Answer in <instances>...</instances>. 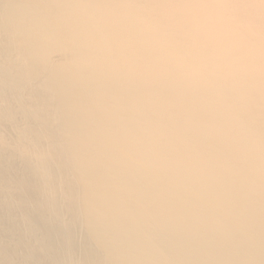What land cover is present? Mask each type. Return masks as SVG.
<instances>
[{"label":"bare ground","instance_id":"bare-ground-1","mask_svg":"<svg viewBox=\"0 0 264 264\" xmlns=\"http://www.w3.org/2000/svg\"><path fill=\"white\" fill-rule=\"evenodd\" d=\"M13 2L0 17V264H124L145 252L160 264H264L239 166L188 149L138 82L111 78L135 65L102 25L84 56L69 55L76 19L65 11L98 24L102 0ZM92 226L107 233L106 254L81 242Z\"/></svg>","mask_w":264,"mask_h":264},{"label":"clouds","instance_id":"clouds-1","mask_svg":"<svg viewBox=\"0 0 264 264\" xmlns=\"http://www.w3.org/2000/svg\"><path fill=\"white\" fill-rule=\"evenodd\" d=\"M94 7L98 24L79 19L75 8L65 11L76 19L63 37L69 55L74 61L84 56L101 25L129 49L133 77L110 73L111 78L138 82L140 95L167 116L173 135L188 149L209 162L239 166L240 190L259 205L264 252V0H102ZM13 8V0H0V17ZM83 70L89 78L109 74ZM73 119L69 112V122ZM43 167L36 164L37 173ZM81 242L99 254L110 243L98 226ZM144 256L124 264H160L151 253Z\"/></svg>","mask_w":264,"mask_h":264}]
</instances>
